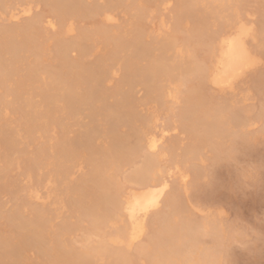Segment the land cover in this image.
Listing matches in <instances>:
<instances>
[{
  "label": "rangeland",
  "instance_id": "obj_1",
  "mask_svg": "<svg viewBox=\"0 0 264 264\" xmlns=\"http://www.w3.org/2000/svg\"><path fill=\"white\" fill-rule=\"evenodd\" d=\"M64 1L56 0L55 2L57 3H55L53 0H6L0 3L1 30L2 28H22L26 23L31 25H29L31 29L28 27L24 32V37L26 36V38H23V46L18 52L17 62L11 63L12 68L15 70L14 77L10 78L9 81L0 82V95L4 99L2 106L0 105V120L3 118L0 122V129L5 128V131L11 133L18 144L15 149L9 152L8 156L11 159L10 161L15 163L6 168L8 160L4 159L5 152H3V147L0 143V264H51L49 256L46 258L40 254V258H38V250L47 249V252L50 253L51 245L48 238L43 236L44 233L35 229L33 230L32 239L28 240L30 243L28 241L24 242V244L28 243V246L22 245L23 242H21V245L18 243L17 246L25 247L18 249L17 254L12 255L8 248V242L14 243L20 238V235H26L27 231L26 228H18L14 230V234H11L9 224L4 218L2 219L5 214H12L15 218L12 224L15 225L16 222L20 221L25 226L27 225L26 222L32 218L33 211L39 208L44 210L45 208V212H47L44 221L45 233L53 234L57 229L56 226H60L65 220L67 223L69 222L68 224L77 222L76 224H78L79 228L76 227L77 231L70 230L68 232L70 234L67 233L68 235L64 236L65 239H62L65 241L64 244L69 248L71 246L70 250L75 252L82 250L84 247L86 249V247L97 246L100 238H97L94 234L96 231L89 217H81L75 210L73 212L69 211L67 200L74 201L77 199V194L73 191L75 194L71 193L66 198L61 192L67 185L72 186L71 188L74 189V187L76 188L86 182L85 178L89 177L88 174L91 171L87 170V168L90 169V166L87 167L89 163H87L85 152L90 151V144L92 148L103 152L101 162H104L99 165L97 176L105 179V177H110L108 174L112 169L111 164L107 163L111 152L114 153L116 150H118V153L127 152L126 150L134 146L136 140L144 132L160 131L166 128V131L169 130L161 142L159 148L161 156L159 157L160 162H158L160 165L157 166H160V169L163 168V170L165 167V171L170 170L168 196L176 198L177 202L174 201V203L177 209L169 214L167 209L161 206L158 212L156 211L148 216L147 222L150 224L152 217H154L153 215L158 213V218L161 216L162 220H160L165 221L162 222L161 231L169 233L171 229L168 224L175 226V224L177 225L176 222L184 223L191 220L192 223L188 222L194 231H191V234L199 233L194 245L196 247L201 246L203 250L208 248L207 251L199 252V255L206 262L214 260V264H264V33L260 35L262 28H264V0H231L228 3L225 2L223 11L209 10L211 5L208 0H204L205 2L203 0H194V4L190 7L181 2L178 3L180 0H75V3L76 1L79 3L77 5L72 4L74 1L66 0L68 3H64ZM117 1L119 4L116 3ZM180 3L181 6L179 5ZM109 4H112V6H109ZM78 5L82 6L80 8H83V11L80 10ZM208 5L210 6L209 8L207 7ZM76 6H78L80 12L76 9ZM17 7L18 9H16ZM21 7L30 8V14L22 17L20 14L18 15L19 17H15L16 19H12L10 13L16 14L20 12ZM54 7L57 9L59 7V9L55 8L54 10ZM138 8H142V13H145L139 18L135 11ZM104 14L110 16L111 20L107 22ZM174 15L178 18L174 19ZM59 17H62L61 19L63 20L58 19L57 21ZM235 18H239L246 23L257 35L255 37L257 38L256 42L250 41V45L254 46L252 47L256 51L259 63L253 70L239 78L232 90L221 92L211 88L207 83L198 92L197 99L199 103L203 104L202 110L204 111L211 109L212 112L217 113V108L221 107L223 114L226 115L228 113L227 115L231 116L232 123L228 117L226 121L230 122L229 125L225 124V126L229 131L235 123V126L241 125L244 127L236 126V129L233 126L235 132L231 130V134L227 131L229 135L226 133L223 136V139L226 138L221 140V146L217 144L219 146L218 149L215 148L216 150H214V147H211L210 144L217 142L208 137V142L198 145L197 151L191 154L188 150L194 146L193 136L195 135L197 123L195 121L192 127L190 121L188 123L191 126L188 124L183 126L185 121H183L184 123L180 122L181 119L177 115L180 109L184 107L183 101L176 100L174 104H172L173 101H170L168 105L172 104L174 110L172 107L169 108V111L172 110L170 113L169 111H164L163 107L146 99L147 91L143 82L137 80L131 86L127 82H123L124 71L120 63L132 53L130 51L133 50L134 38L138 32H142L139 34V42H142L139 46L141 49H137L140 51L139 57L134 63V66L136 65L138 68H146L150 56L158 53L156 51L150 52L154 40L170 43L171 51L168 57L172 62L182 61L184 64H190L192 63L190 61H200V59H203V62L204 57H206V42L208 43L207 36L203 34L208 32V34L210 33L209 35H215L220 30L227 29L228 23ZM133 20L137 24H134ZM134 25L140 26L141 31H136ZM103 28L107 29V33ZM186 32L189 33L190 38L183 44V38L187 36ZM80 33L89 35H87V38L83 37L82 40L80 39L82 37ZM108 33L109 35H107ZM197 34H201L200 44L196 43ZM105 36L106 38H104ZM16 39V37L13 38L15 42H17ZM104 39L107 40L105 41ZM65 43L68 45V47L66 46L67 50L60 54V51H56V49L65 46ZM80 44L83 45L84 55L80 54L79 50L82 49ZM191 50L196 58L192 57L191 59V56H188V52ZM64 56L70 61L73 60L72 62L76 63L77 66L74 69H70L71 71L67 70V78L62 86L54 92L53 96V94L47 93V80H45V77L48 79V75L61 74L64 68L62 65ZM2 57L8 60L11 59L7 52ZM98 61H100V66L102 67L98 68L96 72L102 73L105 69L107 79L97 82V85L94 84L93 94H90L89 100L77 109L73 110L72 108L71 112L67 113L66 107L62 106L59 101L61 94L66 98L74 99L78 94L84 92L86 87H91L93 84L89 82L86 69L92 67V65L95 66L94 64ZM199 61L197 64H200L201 61ZM172 62L169 61L168 65ZM87 65L90 66L87 67ZM84 66L87 68H84ZM174 77L175 82L173 79L170 88L175 87L178 83H176L177 77ZM14 78L17 80V84L21 83L19 100L29 99L31 106L30 109L25 111L24 115V112L20 115L16 114L18 97H13L14 100L8 93L9 82L11 81V84H14ZM194 81L189 83L188 86L195 87L196 82ZM182 86L178 85L177 88L181 89L182 92L186 91V88L183 86L185 88L183 89ZM128 91L131 92V97H133H130L131 105L128 104L130 100L127 97ZM46 94L50 96L48 102L51 105V115L56 117V123H49V125H56V127L48 125L51 127L50 131L47 126L50 132L46 134H49L48 138L50 140L47 135L43 134L42 136V131L40 132L41 126L32 130L30 141L26 140L25 130H23L24 119H26L27 115L35 113H40L38 116L41 117L44 110L43 97ZM129 105L132 107L128 108ZM90 108L99 111L94 115L95 117L93 116L94 118L89 116ZM109 110H113V118L118 122L114 121L110 123L111 126L108 124V127L109 118L106 115H108ZM131 112H133L132 115ZM152 116H154V119L157 118L153 125H142L140 124L141 122L137 121L138 117H151L150 120H153ZM90 118L93 119L91 120ZM177 119H179L178 124H182V127L177 124ZM191 119L193 120V118ZM41 121L39 119L40 123H38L43 125L44 119ZM11 127L13 128L10 129ZM62 127H64L63 131ZM172 127L175 129L172 130ZM188 127L191 130L194 128L193 132ZM86 128H88L87 131H85ZM92 128L94 130L98 129L99 132L92 133ZM185 130H188L189 133L191 131V135L188 133L184 136L187 133ZM183 131L186 133L184 134ZM86 133L91 134L92 140H90L89 144L78 145L75 157L68 161L69 163L66 162L69 168H67L68 178H65V180L62 178L60 181L55 179L57 183L51 180L52 184H47V174H49L47 169L51 168L48 163L50 160L51 162L54 159L57 160V156H53L50 153L51 147L53 149L60 147L63 138L65 141L71 142V139L75 141V138L85 137ZM208 136H211V134H208ZM112 141L113 143H111ZM169 141L170 144L175 141L174 144H177V147L175 146L176 149H174V146H167ZM121 142H123L122 146ZM40 147H45L49 156L43 161L44 163L42 162L43 164L41 163V169L37 167L34 170V178L32 176L29 179L21 160L26 157H33L35 150ZM21 150L25 153L24 155L21 154ZM168 152L171 155H166ZM163 153H165V156ZM124 157L127 161L121 162L116 171L117 173L114 172V175H112V179L120 188L134 187L131 183L128 184L129 182H126L125 179L133 170L141 166L142 153H137V155L125 153ZM168 158H170V162L173 161L177 166L175 167L171 163L174 166L171 169ZM17 161L19 163H16ZM39 175L41 178L40 183L37 182ZM85 186L89 187L88 189H92L99 186V184L88 182ZM99 187L101 189V186ZM106 188L104 190L106 191L105 194L109 195L112 191L110 187ZM83 196V202L87 204L86 193H83ZM179 206L182 208L180 209ZM174 213L179 216H174ZM80 218L82 219L81 222L79 221ZM204 223L210 226L209 232H205L201 227ZM106 228L109 230L107 233V230L104 229L106 235L113 231V228L110 229L108 226ZM146 231L145 236L143 235L135 244V247L129 251L126 247L124 249L123 244L121 248L119 247L123 252V256L119 259L118 264H125L127 262L126 258L139 256L138 251L141 246L142 249L147 251L154 249L153 247L155 246L150 241L152 229L150 228ZM161 245L166 248L168 243L164 241V244L162 243ZM213 245L216 246L215 250L212 249L213 252L215 251L214 253H212L211 249L209 250ZM135 248L136 250H134ZM196 252L198 251L196 250ZM97 257L99 258L97 259ZM106 261L107 259L102 258L101 254H96L94 257V263L96 264H107L105 263ZM138 264H142L141 261ZM143 264L148 263L145 261Z\"/></svg>",
  "mask_w": 264,
  "mask_h": 264
},
{
  "label": "bare ground",
  "instance_id": "obj_2",
  "mask_svg": "<svg viewBox=\"0 0 264 264\" xmlns=\"http://www.w3.org/2000/svg\"><path fill=\"white\" fill-rule=\"evenodd\" d=\"M5 1L6 0H0V3L5 2ZM53 1L55 2L56 0H53ZM71 1H74V2H72V4H76V5L79 4L77 2L78 0L76 1V3H75V0H70V2ZM230 1L231 0H208L211 7L209 5L207 7L208 8L210 7L209 10H212V11H218V10L223 11L224 6H225V2L228 3ZM65 2L68 3V1H66V0L64 1V3ZM164 2H166V1H164ZM179 2L185 4L187 7H190L194 4V0H180V1H178V3ZM55 3H57V2H55ZM116 3L119 4L118 1ZM167 3H168V1H167ZM181 3L179 4L180 6H181ZM110 5L112 6V4H109V6ZM52 6H54V5H52ZM78 6H76L77 7L76 9H78ZM80 6H79V8H80ZM142 6H143V4H142ZM56 7H54V10ZM84 7H87V6H84ZM118 7H120V6H118ZM126 7H128V6H126ZM16 9H18V7ZM58 9H59V7H58ZM82 9L80 8V10H82ZM143 9H145V8H143ZM80 10H79V12H80ZM30 11H31L30 8H22L21 11L20 12L17 11L18 13H16V14L10 13V17L12 19L15 17L17 18V16L20 14H21V17L22 16H28L30 14ZM95 11L97 12V10H95ZM135 11H136V15L138 18L141 17L142 14H145L144 12L142 13V8L135 9ZM55 14H56V12H55ZM61 18L62 17L57 18V21H58V19L60 20ZM105 18H106L107 22H108V20H111L110 16H106ZM175 18H178V17L175 16L174 19ZM61 20H63V19H61ZM134 21L135 20H133V23H134ZM137 22H139V21H137ZM134 24H137V23H134ZM29 25H30V23H29ZM29 25H27V23H26V25H24L22 28H11V29L2 28V30L0 29V82L9 81L10 78L14 77L15 70L12 68L11 63L17 62V60H18V52L22 48L21 46H23V38H26V36L24 37V32H25L26 28L31 26V25L30 26ZM131 25H132V23H131ZM134 26L133 27L136 31H138V30L141 31L139 28L140 26H138V25H134ZM29 29H31V27ZM103 29H105V28H103ZM105 30L107 33V29H105ZM102 32H103V30H102ZM140 33H142V32H140ZM140 33L138 32V34L135 35V38H134L135 42H134V45L132 48L133 50L130 51L132 53L130 55H128V57L125 60H122V62L120 63L122 68H123V71H124L123 82H125V83L127 82V84L129 86H131L137 80H139L140 82H143L145 84V88L147 91L146 99L148 101H152L156 105H160L161 107H163L164 111L165 110L169 111V108L173 107L172 104H174V101H176V100H178V101L182 100L183 101V103H184L183 109H180V112L178 113V115L176 113V115L179 117V119H181L180 122L185 121V123L183 122L184 123L183 126H187V124L189 125L188 122L190 121V124L192 123L191 124L192 127H193V123L195 124V121L197 123V125H196L197 132L195 130V135L196 134L197 135L195 138H194L195 135L193 136L194 146L190 147L191 149L188 150V152H190L191 154L192 153L194 154L197 151L198 145L208 142V140H209L208 137L214 139L217 142V143L214 142V143L210 144L211 147H214V150L218 149L219 146H221L220 142L223 139V136L226 135L227 131L229 132V134H231L230 133L231 130L235 132V130L233 129V126H235L236 123L233 126H231L232 128L229 126V128H231L229 131L228 128L225 126V124L229 125V122H230V121L228 122V120L226 121V119H228V117H229L227 115L228 113H226V115L223 114L222 113L223 110L221 111V109H220L221 107L219 109L217 108V111H216L217 113L212 112L211 109H210L211 111L209 109L205 110V111L202 110L203 104L198 102V99H197L198 95L197 94L201 89L204 88L203 86L206 85L207 83L210 85L211 88H214V89L221 91V92L226 91V90H232L235 83L237 82V80L239 78H241L247 72L253 70L256 67L257 63H259V62H258V58L256 57V53H255L256 51L253 49L254 46L250 45V41L256 42L257 38H255V37L257 35L254 34L253 30L246 23L242 22L239 18H235L231 22L228 23L227 29L226 28L222 29V31L220 30V32L215 33V35H209L210 33L208 34V32H207V34H203V35L207 36V40H208V43L206 42L207 46L205 45L206 46V50H205L206 57H204L205 59L203 62H202L203 59H200L201 62L198 60L200 62V64L199 63L197 64V62H198L197 60L194 62L190 61V62H192L190 64H188L186 62L188 64V66H187V64H184L182 61L181 62H177V61L172 62L171 59L169 60L168 56H169V52L171 51L170 43H167L166 41L163 42L160 40H156V41L154 40L153 44L151 45L150 52L156 51L158 53L156 55L150 56L148 66L146 68H143V67L138 68V67H136V65L134 66V63L136 62L135 60L139 57L140 51L137 49H141L139 47L140 44H142V42L141 43L139 42V36H140L139 34ZM262 33H264V28H262L260 35H262ZM100 34H101V32H100ZM81 35H82V37L79 35L81 37L80 39H82L83 37L87 38L88 37L87 35H89V34L85 35V33H84V35L83 34H81ZM107 35H109V33ZM200 35L201 34H197V38L195 37L197 39L196 40L197 44H200V42H201ZM14 36L17 38L16 39L17 42H15V40H13V38H15ZM104 38H106V36ZM189 38H190V35H189V33H187L186 38L185 37L183 38V44H185L187 42V40H189ZM108 44H110V43L108 42ZM115 45H116V43H115ZM66 46L68 47V45L66 44L65 46H61V48H57L56 51H60V54H61V52L63 53V52H65V50H67ZM82 46L83 45H81V47ZM109 47H111V46L109 45ZM28 49H30V48H28ZM79 51H80L81 55L85 54L83 47ZM6 52H7V54H9L11 56V59L8 60V59H5L2 57ZM106 54H107V51H106ZM188 56L189 57L191 56L190 58L192 59V57L193 58L195 57V54L191 50L188 52ZM181 57H183V56H181ZM63 58H64V60L62 61L63 62L62 65L64 68H63V71L61 72V74L60 73H58V75L53 74L52 76L48 75V79H47V77H45L46 78L45 80H47V83H46V86H47L46 89L48 91L47 93L53 94V96L55 94L54 92H56L58 90V88H60L62 86L65 79L67 78L66 77L67 70L74 69L77 66L76 63L72 62L73 60L70 61L67 58H65V56ZM60 59H62V58H60ZM100 61L96 62V64H94L95 66L92 65V67L97 68L96 70H95V68H92V67L87 68L90 65H87V67L84 66V68H87L86 70H87V77L90 80L89 82H91L90 84H93L91 87L90 86L88 88L86 87V90L85 91L83 90L84 92H81L80 94H78L77 97H75L74 99L66 98L65 96H63L61 94V98L59 101L62 103V106L66 107L67 113L68 112L70 113L72 108H73V110L77 109L78 107L83 105L84 102L88 101L90 94L94 90L95 85H97V82L104 80V79H107V73H106L104 68H102V69H104L102 71V73L96 72L98 70V68L102 67V66H100ZM169 61L172 62L171 64L169 63L170 65H168ZM36 62H37V59H36ZM60 62H61V60H60ZM102 69H100V70H102ZM72 72H73V70H72ZM174 76L177 77L176 83L177 82L178 83H177V85H175V87L170 88L171 87L170 85H172L171 83H173V81L175 82ZM14 80H15V82L13 81L14 84H11V81L9 82L10 86L8 88V93L12 98L18 97L19 94L21 93L20 88H19L21 83L17 84V82H16L17 80L15 78H14ZM192 81L196 82L195 87L188 86L189 83H191ZM178 85H183L186 88V91L184 90L182 92L181 89H180L181 90L180 91L177 88ZM184 87H183V89H185ZM6 91H5V93H7ZM49 94H46V96L43 97V99H44L43 100L44 110L41 114V117L44 119L43 125L39 124L40 122H42L41 120H43L40 116H38L40 113L27 115L26 119H24L22 117V119L25 120L24 121L25 122L24 123V129L23 128L22 129L25 130L26 140L28 139L30 141L29 138H32L31 137L32 130L34 128L40 127V126H41L40 132L42 131L41 132L42 136L44 134L45 136L47 135V138H48L49 134H46V133H49L51 131L50 128L52 126H54V125H49V123H54V124L56 123V117L51 115L52 114L51 105L48 102V100L50 98ZM127 94H128L127 95L128 99H130L131 92L128 91ZM19 97L17 99L18 101L16 100L17 104H18L16 114L20 115L24 112L23 113V115H24L25 111L30 109L31 106L29 103V99H26L24 101H20ZM1 98L2 97L0 95V105L2 106V103H3L2 101L4 99L2 98V100H1ZM131 98H133V97H131ZM170 101H173L172 104L170 105L171 107L168 105V103ZM4 104H5V102H4ZM128 104H130V105L132 104L131 99L129 100ZM176 104H177V102H176ZM130 105L128 108L132 107ZM111 109H113V108H111ZM172 109L174 110V107ZM113 110H109L108 115H106L109 118L107 125L109 124L110 126H111L110 123H113L114 121L116 123L118 122L115 118H113ZM89 111H90L89 116H91V117H93L97 112H99L98 110H94L93 108L92 109L90 108ZM170 111H172V110H170ZM170 111H169V113H170ZM132 114H133V112H131V115ZM229 114L231 115V113H229ZM106 116H105V118H106ZM235 116H236V114H235ZM152 117H153L152 118L153 120H150L151 117L150 118L148 117L149 119L148 118H140V117H138V118L136 117V118H137V121L139 123L141 122L140 124H142V125H144V124H147V125L152 124L153 125L156 122L157 118L154 119V116H152ZM93 118H90V119L92 120ZM190 118H193V120L192 119L190 120ZM0 119H1V117H0ZM39 119H40V122H39ZM179 119H177V124H178ZM229 119L231 120V116L229 117ZM2 120H3V118H2ZM2 120H0V122ZM4 122H6V121H4ZM231 123H232V120H231ZM11 125H13V124H11ZM48 125L51 127H49ZM109 125H108V127H109ZM180 125H181L180 127H182V124H180ZM191 125H189V126H191ZM14 126H16V125H14ZM47 126L49 127L50 131H48ZM236 126H239L240 128L244 127L241 125H236ZM54 127H56V125ZM167 127H169V126L167 125ZM12 128L13 127H11L10 129H12ZM176 128H178V127H176ZM61 129L63 131L64 127H62ZM87 129L88 128H86L85 131H87ZM166 129H164V130L162 129L160 131L152 130V131H150V132L148 131L146 133L142 132L143 136L140 135V137L136 140V143H134L135 145L132 147H129V149L126 150L127 152L124 151V152L118 153V150H116V152H114V153L111 152L109 158L107 159V161H108L107 163L111 164L112 169H111L110 173L108 174L110 177H107V178L105 177V179H101L97 176V172L99 171V165L102 162H104V161L101 162V157L103 155V152H100L99 150L92 148V145L90 144V146H89V147H91L89 149L90 151L88 150L89 152H85L86 153L85 157L88 160L87 163H89L87 167L90 166V169L87 168V170L91 171V173H89V174L87 173L89 177H86V175H85V177H86L85 181L87 183L91 182L93 184L98 183L99 186H101V189L99 186H96L95 188H92V189H88L89 187L85 186L87 183L85 182L86 183L85 184L83 182L80 186H78L76 188L74 187V189L71 188L72 186L67 185L64 187L63 191L61 192V194L63 196H66V198L71 193H73V195L75 193L77 194L76 195L77 199H75L74 201L71 202L70 200L69 201L67 200V202H68L67 204L69 206L68 208H70L69 211L71 210L70 212H73V210H75L79 213V215L81 217H89L91 224L96 231V233H94V234L97 236V238H100V242L97 243L98 244L97 246L95 245V246H91V247H86V249L84 247V248H82V250H78L76 252L74 250L71 251L70 250L71 246L69 248L66 244H64L65 241H63L62 239H65V237L68 234H70V233H68L70 230H76V227H78V224H76L77 222L75 224H68L69 222L67 223L65 220L64 222L61 223L60 226H56L57 229H56V231L53 232V234L52 233L51 234L45 233L44 232L45 231L44 221H45V218L47 216V212H45V210H46L45 208H44V210L39 208V209L33 211L32 218L26 222L27 225H25V226L20 221L16 222L15 225L12 224L13 220H15V218L12 216V214H9V215L5 214L6 216L5 215L2 216V219L4 218V220L7 222V224H9V229H10L11 234L12 233L14 234V230L18 229V228H26V231H27L26 235H24V234L20 235L19 236L20 238L17 241H15L14 243L8 242L9 243L8 248L10 249L12 255L17 254L18 249H21L25 246H28V243H30L28 240L32 239L33 234H34L33 230L35 229V230H38L40 232H43L44 233L43 236L48 238V240L50 241V245H51V247H50L51 252L50 253L47 252V249H45V250L39 249L38 250V255H39L38 258H40V254L46 258L49 256L48 258L51 259V264H96V263H94V257L96 254H101L102 258H106L107 261L105 263H107V264H118L119 259L121 258V256H123V252L120 249L122 244L124 245V249L126 247L127 250L129 251L130 249L135 247V244L140 240V238L143 237V235L145 234V231L149 230L151 228L152 233H151V238H150L151 240L150 241L155 246V247H153L154 249L152 250L151 249L152 247L150 246L151 250L147 251L145 249H142V246H141V249H139V251H138L139 256L132 257L129 259L126 258L127 262H125V264L126 263L138 264V262L140 263V261L142 264L145 261L148 264H214L215 263L214 260L206 262L205 259H203L199 255V252L207 251L208 248L206 250H203L201 246L196 247L194 245V242L197 240L196 237H198L199 233L196 232V233L191 234V231H193L191 224H189L191 222V220L189 222L186 220L187 219L186 218L185 221H187V222H184V223L180 222L178 220L180 223L176 222L177 225L175 224V226L168 224L170 229H171V231L169 233H166V232L164 233V231L163 232L161 231L160 227L162 226V222H165V221L164 220L161 221L162 220L161 216H159L160 218H158V213H157V215L156 214L153 215L154 217H152V220H151L152 222H150V224L147 222L148 216L151 213H155L156 211L158 212L159 208L161 206L165 207L169 214H170V212L173 213L174 210L177 209V206L175 207V203H174V201L177 202L176 198L172 197V196L170 197V195L168 196V191H169L168 177L171 174L170 170L165 171V167L163 170V168L160 169V166L159 167L157 166V165H160V164H158V162H160L159 157L161 156V153L159 152V148H160L161 142H162L165 134L168 133V130H169L168 129L166 131ZM173 129H175V128L172 127V130ZM236 129H237V127H236ZM5 130H6L5 128L0 129V136H1L0 137V143H1V146L3 147V152H5L4 159L8 160V163H7L8 165L6 166V168H7L8 166L13 165L15 163L13 161H10L11 159H9L8 156H9V152L12 151L13 149H15L16 148L15 146L18 144H17L14 136ZM92 130H93L92 133L93 132L94 133L99 132L98 129L94 130V128H92ZM192 130H194V128H192ZM185 131L187 133L183 131L184 134L186 133L184 136H186L189 133L188 130H185ZM191 131H190V133L193 132V131L192 132ZM88 133L85 134V137L81 136L82 138L81 137L80 138L78 137L79 139L75 138L74 139L75 141H72V139H71V142H67L63 138L62 145L60 147H57L55 149H53L51 147L50 153L53 156L56 155L57 160L54 159L52 162L50 160V162L48 163L49 165H51V168L49 167L50 169H47L48 173H49V174H47V176H48V178L46 180L47 184H50V183L52 184L51 180L52 181L54 180V182H56L57 180H55V179H59V181H60L62 178H64V180H65V178H68V169L69 168H68V164H66V162L72 160V158L75 157L76 150L78 149V145H80V144L84 145V143L89 144L91 142L90 140H92L91 139L92 137H91V134L89 135ZM190 133H189V135H191ZM236 133L238 134V132H236ZM208 134L209 135L211 134V136H208ZM189 135H188V137H189ZM24 139H25V137H24ZM174 142L172 141V143L170 144V141H169V144H167V146L168 145L170 147L174 146V149H176L175 146L177 147V144L176 143L174 144ZM111 143H113V141ZM27 144H28V142H27ZM217 144H219V146ZM122 145H123V142H121V146ZM45 147H40L39 149L35 150L36 152H35L33 157H31V158L26 157V158H23L21 160L23 162V166H24L23 168L27 171V174H28L27 176L29 179L32 178L34 170L37 167H39L41 169L42 168L41 165L44 163L43 161L48 158L47 157V156H49L47 154L48 151H46ZM125 153H128V155H131V154L137 155V153L138 154L142 153L141 159L143 158V160H142L141 166L139 168L133 170L129 174V176H127L125 179L126 182H129L128 184L131 183L134 187L128 186V188H124V187L120 188V187H118L117 183L113 182V179H112L113 176L112 175H114V172L117 173L116 171L118 170V166L121 164V162L127 161V159L124 157ZM21 154L24 155L25 153L22 151ZM163 154L165 156V153H163ZM166 155H171V154L168 152V154H166ZM177 155H175V157ZM85 157H83V158L85 159ZM162 158H163V156H162ZM176 158H178V157H176ZM199 158H200V156H199ZM50 159H51V157H50ZM168 159H169V163L171 165V166L170 165L169 166L172 169L174 167L173 165H175V164L173 163V161L170 162L171 161L170 158H168ZM129 161H130V159H129ZM16 163H19V161H17ZM171 163H173V165ZM5 164H6V162H5ZM46 164H47V162H46ZM48 164H47V167H48ZM176 166L177 165H175V167ZM33 178H34V176H33ZM114 181H115V179H114ZM37 182L38 183L41 182L40 175L38 176ZM63 185H65V184H63ZM75 186H77V185H75ZM106 187H108V188L110 187V190L112 191L110 193L108 192L109 195L105 194L106 191H104V190L107 189ZM90 188H91V186H90ZM96 188H99V189H96ZM73 191H75V193ZM83 193H86V199L88 200V201H86L87 204L85 202H83V200H84ZM35 195L37 196V194H35ZM58 196H59V194H58ZM68 208H66V209H68ZM179 208L181 209L182 207L179 206ZM177 211H179V210H177ZM160 212H162V211L160 210ZM169 214H168V216H169ZM180 214H182V213H180ZM159 215H161V214L159 213ZM165 216H166V214H165ZM168 216H167V218H168ZM171 216H172V214H171ZM174 216H177V215H175V213H174ZM81 220L82 219L80 218L79 221L81 222ZM168 222H169V220H168ZM81 226H83V225L81 224ZM107 226L110 227V229L113 228L112 229L113 231L106 235L104 229H106L107 233H108L109 230H108V228H106ZM74 227H75V229H74ZM201 227L205 230V232H209L210 226L207 225L206 223H204ZM149 234H150V231H149ZM85 239H86V237H85ZM4 241H6V240L4 239ZM27 241H28V243L24 244V242H27ZM164 241L168 243L166 248L163 247V245H161L162 243L164 244ZM21 242H23L22 245H25V246H22V247L17 246L18 243H20V245H21ZM146 242H147V240H146ZM93 243H95V242H93ZM213 243L215 244V242H213ZM215 248H216V246L213 245L209 248V250L210 249L215 250ZM134 250H136V248ZM196 250L198 252H196ZM72 252H74V253H72ZM214 252L212 250V253H214ZM125 256H126V254H125ZM98 258L99 257H97V259ZM102 261H105V260H102Z\"/></svg>",
  "mask_w": 264,
  "mask_h": 264
}]
</instances>
